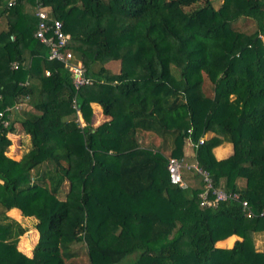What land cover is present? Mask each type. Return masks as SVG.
<instances>
[{
  "label": "trees",
  "instance_id": "16d2710c",
  "mask_svg": "<svg viewBox=\"0 0 264 264\" xmlns=\"http://www.w3.org/2000/svg\"><path fill=\"white\" fill-rule=\"evenodd\" d=\"M8 1L0 111L23 109L7 113L8 126L0 118V264H264L255 246L264 232V0H40L95 80L80 89L34 36L37 0ZM94 104L105 115L98 123ZM201 138L190 161L240 200L202 206L204 183L187 169L188 188L171 183L169 157L186 159L187 142ZM225 143L232 151L219 158ZM14 209L38 220L31 255L19 249L28 229Z\"/></svg>",
  "mask_w": 264,
  "mask_h": 264
},
{
  "label": "built area",
  "instance_id": "2783aa9c",
  "mask_svg": "<svg viewBox=\"0 0 264 264\" xmlns=\"http://www.w3.org/2000/svg\"><path fill=\"white\" fill-rule=\"evenodd\" d=\"M16 1L17 0H9L8 6L15 5ZM34 9L35 14L39 19L34 36L49 48V59L58 60L63 63L65 68L71 72L73 83L77 89H80L82 86L93 84L95 80L92 76L88 75L85 64L81 59H78L74 51L69 48L72 36L64 31L62 21L52 17L51 9L45 6L40 0H37ZM11 68L18 69L19 63L13 62L11 64ZM50 73L51 72L49 70L46 71L47 75H50ZM73 108L76 111L79 126L85 127L87 124L82 116L81 108L76 97L73 100ZM22 109L23 103L17 102L12 106L6 107L5 110L0 111V118L3 120V125L8 126L10 124V118L6 117L8 116L7 113L12 116L16 112H21ZM189 132H191V129H189ZM203 142V138L200 139L199 143H194L192 139L189 140V143L193 147H197ZM167 169L171 183L182 189L188 188V183L183 178V169L193 171L200 176L202 182L204 183L203 190L199 194L200 204L202 206L215 207L221 200H240V195L237 192L228 193L222 188H216L209 170L203 168L198 161L188 162L185 159L169 157ZM242 204L243 210L248 216L255 214L250 208L248 201L243 200ZM260 215L264 217V210L260 212Z\"/></svg>",
  "mask_w": 264,
  "mask_h": 264
},
{
  "label": "rangeland",
  "instance_id": "374dc122",
  "mask_svg": "<svg viewBox=\"0 0 264 264\" xmlns=\"http://www.w3.org/2000/svg\"><path fill=\"white\" fill-rule=\"evenodd\" d=\"M212 1H213V4H214V7L215 8H219L221 6L223 0H212ZM1 29H2V27L0 26V30ZM100 66H101V62L97 61V62H95L93 64V69L97 70L98 68H100ZM111 66L114 69H116V68L118 69L119 68L118 64H116V63L112 64ZM95 107H96V110L101 112L99 105L95 104ZM101 114H103V113L101 112ZM95 121H96V119H95ZM17 129H18L17 132L14 135H12L13 146H12V152L11 153L13 155H15V156H17L18 153H20V152H18V150L21 151L19 146L21 147V145L24 144L23 143L24 142V138H26L24 133H23L24 131L20 128L19 124H17ZM225 145H228V146H230L232 148L231 144H229V143H225ZM15 146H16V148H15ZM67 190H68V187L66 185V188L63 189V192L60 195L61 198L65 197V193H66ZM9 214L14 216V217H16L17 219H19L21 221V223L28 229V231L22 237L23 239H21V241L23 240V243L22 242L19 243V249L22 252H24L25 254L31 255L32 254L31 252H32L33 245L37 241L38 235H39L38 230L35 227V225L37 224L38 220L35 217L23 216L20 213V211H17L15 209L10 211ZM233 241H234V238L231 239L230 244H232ZM77 248H78V252H79L80 256L85 258L86 253H87L85 245L78 244Z\"/></svg>",
  "mask_w": 264,
  "mask_h": 264
},
{
  "label": "crops",
  "instance_id": "0c3cea01",
  "mask_svg": "<svg viewBox=\"0 0 264 264\" xmlns=\"http://www.w3.org/2000/svg\"><path fill=\"white\" fill-rule=\"evenodd\" d=\"M94 108H95L96 123L104 120L105 116H104V114H101V112H102L101 107H100L101 112L96 110L95 104H94ZM15 148H16V146H15ZM19 148L21 149L20 146H19ZM231 151H232V148L230 146L224 144L220 148H218L217 155L219 158H223V157H226L227 155H229L231 153ZM18 152H20V153H18L17 157H19L21 155V151L18 150ZM185 154H186V159H185L186 161L194 162V161H190V160L193 159L192 158L193 156L195 157V149L193 148V146L189 142H187V144L185 146ZM200 181H201L200 177H197V179L195 180L197 185H199ZM0 183H1V180H0ZM15 210L19 211L18 209H15ZM232 238H234V240H235L236 236L231 237L224 245L225 246H231L230 241ZM255 246L258 250L264 251V232H258L255 234Z\"/></svg>",
  "mask_w": 264,
  "mask_h": 264
}]
</instances>
